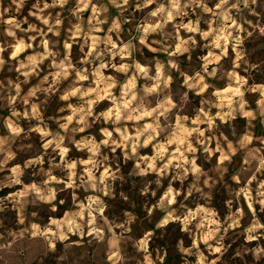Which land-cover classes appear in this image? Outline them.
Segmentation results:
<instances>
[{"label": "rangeland", "instance_id": "1", "mask_svg": "<svg viewBox=\"0 0 264 264\" xmlns=\"http://www.w3.org/2000/svg\"><path fill=\"white\" fill-rule=\"evenodd\" d=\"M0 264H264V0H0Z\"/></svg>", "mask_w": 264, "mask_h": 264}]
</instances>
